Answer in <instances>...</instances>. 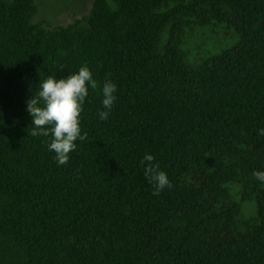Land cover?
I'll use <instances>...</instances> for the list:
<instances>
[{
	"label": "trees",
	"instance_id": "16d2710c",
	"mask_svg": "<svg viewBox=\"0 0 264 264\" xmlns=\"http://www.w3.org/2000/svg\"><path fill=\"white\" fill-rule=\"evenodd\" d=\"M36 10L0 0V264H264V0H93L51 29ZM214 25L236 41L190 59ZM82 66L88 138L58 165L26 101ZM145 154L171 189L153 195Z\"/></svg>",
	"mask_w": 264,
	"mask_h": 264
},
{
	"label": "clouds",
	"instance_id": "9594fccd",
	"mask_svg": "<svg viewBox=\"0 0 264 264\" xmlns=\"http://www.w3.org/2000/svg\"><path fill=\"white\" fill-rule=\"evenodd\" d=\"M110 75V74H109ZM96 89L98 82L93 79L88 67L82 66L78 72L66 78L56 79L49 76L40 84V91L36 97L31 96L26 101V111L31 117L33 137H51L47 144L49 151L54 152V159L58 165H65L69 161V153L76 149V141L87 140V133L81 134L80 114L88 88ZM117 86L110 79H105L102 86V106L98 116L107 120L116 99ZM264 136V129L259 130ZM140 164L144 168L145 178L153 185V195H159L165 188L171 189L172 184L167 174L162 171L158 163H154V156L145 154ZM253 176L264 182V172L256 171Z\"/></svg>",
	"mask_w": 264,
	"mask_h": 264
},
{
	"label": "rangeland",
	"instance_id": "374dc122",
	"mask_svg": "<svg viewBox=\"0 0 264 264\" xmlns=\"http://www.w3.org/2000/svg\"><path fill=\"white\" fill-rule=\"evenodd\" d=\"M36 14L33 23L51 29L67 26L88 15L93 0H34ZM236 34L222 25L196 28L188 35L187 45L190 59L201 60L230 47ZM244 212H255L252 204H245Z\"/></svg>",
	"mask_w": 264,
	"mask_h": 264
}]
</instances>
